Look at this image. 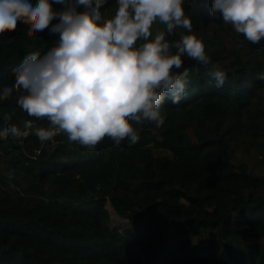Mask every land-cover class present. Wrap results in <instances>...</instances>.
Wrapping results in <instances>:
<instances>
[{
    "label": "trees",
    "instance_id": "obj_1",
    "mask_svg": "<svg viewBox=\"0 0 264 264\" xmlns=\"http://www.w3.org/2000/svg\"><path fill=\"white\" fill-rule=\"evenodd\" d=\"M113 3L102 11L114 12ZM211 4L185 0V9L212 62L228 74L225 84L206 75L211 65L185 57L186 95L179 105L166 101L156 134L137 126L135 145L105 139L88 150L64 134L41 143L34 130L47 121L28 117L15 95L0 102V130L23 131L33 119L27 134L0 138V163L12 180L0 174V264H264V174L234 158L243 141L264 148V80L257 78L264 40L250 44L211 14ZM26 29L21 23L0 37V86L13 83L26 54L56 39L45 30L33 41ZM12 112L6 124L3 114ZM108 201L120 218L114 224Z\"/></svg>",
    "mask_w": 264,
    "mask_h": 264
},
{
    "label": "clouds",
    "instance_id": "obj_2",
    "mask_svg": "<svg viewBox=\"0 0 264 264\" xmlns=\"http://www.w3.org/2000/svg\"><path fill=\"white\" fill-rule=\"evenodd\" d=\"M0 0V37L27 26L35 41L45 30L56 37L46 51L26 54L12 69L13 83L0 86V102L15 95L30 118L46 120L34 134L41 143L64 134L70 144L95 150L105 139L119 146L140 140L137 126H164V105H179L191 83L187 57L211 67L206 75L222 87L228 74L212 62L193 31L185 0ZM211 14L250 44L264 40V0H212ZM163 26V27H160ZM177 29L184 30L179 39ZM264 80V72L257 74ZM4 113L3 120L13 119ZM33 126V119L24 128ZM15 124L0 138H20Z\"/></svg>",
    "mask_w": 264,
    "mask_h": 264
},
{
    "label": "rangeland",
    "instance_id": "obj_3",
    "mask_svg": "<svg viewBox=\"0 0 264 264\" xmlns=\"http://www.w3.org/2000/svg\"><path fill=\"white\" fill-rule=\"evenodd\" d=\"M112 9H115V0L109 8V10ZM189 131L191 134H193L191 129H189ZM22 132L25 135L28 133V129L23 130ZM261 143L264 144V140ZM155 151L156 153H167L164 151H160V149H157ZM234 158L235 160L246 164L250 172L255 174H264V148H259L246 140L241 142L238 146L234 147ZM6 167V162L0 163V174L5 175L4 177L6 178V180H8V182H11L12 180L10 179L9 172L7 171ZM21 184L22 186H24V181H22ZM107 209L111 217V223L114 224L116 223V221L120 220L109 201L107 202ZM260 241L264 244V237H262Z\"/></svg>",
    "mask_w": 264,
    "mask_h": 264
}]
</instances>
